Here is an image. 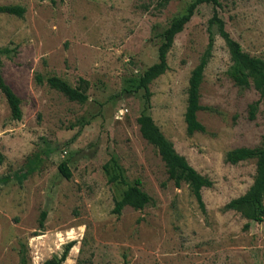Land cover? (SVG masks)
<instances>
[{
    "label": "rangeland",
    "instance_id": "1",
    "mask_svg": "<svg viewBox=\"0 0 264 264\" xmlns=\"http://www.w3.org/2000/svg\"><path fill=\"white\" fill-rule=\"evenodd\" d=\"M193 0H0L21 4L22 16L0 13L2 75L21 99L13 119L0 91V264H264V217L247 221L222 209L251 184L255 160H224L237 146L257 145L264 108L253 119L252 85L227 74L230 58L213 25L214 42L199 86L197 118L188 135L183 113L191 69L208 40L214 9L243 50L264 57V0L201 2L173 38L168 68L143 90L132 83L157 60L163 30ZM71 85L88 81L87 99H68L34 74ZM145 110L175 149L212 184L201 189L205 214L187 184L168 178L155 147L140 134ZM64 161L71 175L58 170ZM117 165V166H116ZM141 181L151 202L113 213L124 185ZM41 222V223H40Z\"/></svg>",
    "mask_w": 264,
    "mask_h": 264
},
{
    "label": "trees",
    "instance_id": "2",
    "mask_svg": "<svg viewBox=\"0 0 264 264\" xmlns=\"http://www.w3.org/2000/svg\"><path fill=\"white\" fill-rule=\"evenodd\" d=\"M201 2H210L218 5V0H193L185 8V11L171 20L169 25L163 30L161 42L157 48V60L148 65L142 73L134 79L132 89L143 90L146 107L149 106L151 91L149 83L158 75L162 74L167 68V52L170 49L174 36L182 30L194 13L197 5ZM25 7L21 4H0V13H7L16 16H22ZM215 26L227 47L230 65L227 69L228 76L235 85L240 87H249L250 85L258 93V98L247 105L248 118L253 119L260 104L264 108V57L252 55L243 50L240 43L230 36L224 27V22L217 16L214 9L212 16L208 19V40L207 44L199 56L197 63L193 66L188 77L186 90V104L183 113L185 122V131L188 135L194 132H204L205 126L197 118V111L200 109L213 110L212 107L202 105L199 102V86L203 78L204 68L211 57V51L214 42V32L212 26ZM7 47H0V55L8 53ZM34 80L38 84L45 83L64 94L68 99L78 102H84L87 99L86 90L88 81L79 78L77 85H71L64 78L51 74L43 76L40 73L34 74ZM0 91L4 95L9 108V114L13 119H20L22 116L21 99L5 81L1 71L0 59ZM138 129L141 136L151 145H153L164 163L166 173L176 186L185 182L196 199V202L205 214V205L201 195L203 187H209L212 181L209 177L198 172L185 158L179 153L171 140H169L161 131L160 127L154 122L152 116L143 110L137 117ZM246 159L255 160V171L253 179L248 188L240 195L230 198L224 203L222 209L237 211L247 221L243 227L249 225V221H261L264 217V133L257 145L237 146L225 152L224 160L229 163H237ZM3 155L0 153V162ZM117 166V165H116ZM59 172L66 178H69L71 172L64 161L58 165ZM111 180H117L124 185L121 195L115 199L112 212L119 214L121 209L129 205L135 209H141L151 202V196L141 188V181L135 178L129 182L122 175L120 167L118 172L110 177ZM41 223V222H40ZM74 240L65 243L63 251L56 264H60L73 245Z\"/></svg>",
    "mask_w": 264,
    "mask_h": 264
}]
</instances>
